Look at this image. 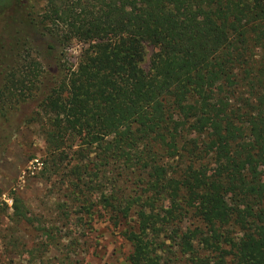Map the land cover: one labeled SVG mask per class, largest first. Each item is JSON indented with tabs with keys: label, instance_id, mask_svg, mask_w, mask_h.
<instances>
[{
	"label": "trees",
	"instance_id": "16d2710c",
	"mask_svg": "<svg viewBox=\"0 0 264 264\" xmlns=\"http://www.w3.org/2000/svg\"><path fill=\"white\" fill-rule=\"evenodd\" d=\"M37 1L0 20V123L33 105L74 224L99 208L126 264H264V0Z\"/></svg>",
	"mask_w": 264,
	"mask_h": 264
},
{
	"label": "rangeland",
	"instance_id": "374dc122",
	"mask_svg": "<svg viewBox=\"0 0 264 264\" xmlns=\"http://www.w3.org/2000/svg\"><path fill=\"white\" fill-rule=\"evenodd\" d=\"M10 2L0 0V20L9 13L5 7ZM28 4L33 12L40 11L43 5L37 0H28ZM83 48L84 45L77 43L68 47L69 65H75ZM151 52V47L143 46L139 63L143 71L147 70ZM10 110L12 115L7 116V122L0 123V264H24L25 251L36 249V245L41 247L34 255L42 261L37 260V264H57L60 255L53 243H58L57 249L64 255L71 253L75 264H126L129 247L107 215L96 208L90 217L81 216V223L76 222L74 226L76 215H70L63 185L56 177L49 180L40 177L41 164L46 157L41 128L32 121L24 123L30 118L33 105ZM13 196L19 197L32 215V228L12 222ZM62 203L66 207L58 208ZM63 212L67 215L65 218L60 215ZM72 239L77 241L74 250L68 247Z\"/></svg>",
	"mask_w": 264,
	"mask_h": 264
}]
</instances>
